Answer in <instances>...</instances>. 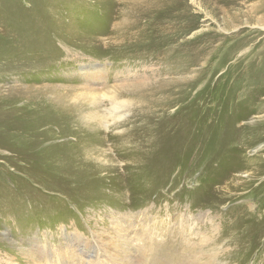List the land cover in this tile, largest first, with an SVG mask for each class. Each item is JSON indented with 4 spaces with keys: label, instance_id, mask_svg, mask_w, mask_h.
Listing matches in <instances>:
<instances>
[{
    "label": "rangeland",
    "instance_id": "obj_1",
    "mask_svg": "<svg viewBox=\"0 0 264 264\" xmlns=\"http://www.w3.org/2000/svg\"><path fill=\"white\" fill-rule=\"evenodd\" d=\"M215 5L0 0V264H264V109L220 99L264 88V22L206 63Z\"/></svg>",
    "mask_w": 264,
    "mask_h": 264
},
{
    "label": "bare ground",
    "instance_id": "obj_2",
    "mask_svg": "<svg viewBox=\"0 0 264 264\" xmlns=\"http://www.w3.org/2000/svg\"><path fill=\"white\" fill-rule=\"evenodd\" d=\"M207 1L213 2L220 9H222V11L225 13L226 17L228 14L232 13V15H233V22H231L232 24L227 23L226 25H227L228 29L231 28L232 26L237 28L234 31L233 35H231L227 39H218L217 40V42L223 41L224 42L223 44H214L213 47H211L210 49H205L204 52L202 51V53H203L202 60H204L206 63L208 62L210 64L212 59L214 58V56L222 50L223 45L225 43H227L228 41L233 40V39L236 40V41H234V46H231L232 49L230 48L231 50H229L227 53L228 57H231L235 53V51L237 50L238 46L241 47L244 44L246 45V43L248 44L253 39V38L249 39L248 36L243 37L242 36L243 32L241 30L244 28L245 25H250L253 22H258V23L264 22V0H207ZM156 30L152 29L150 34L157 33L158 31H156ZM202 53H201V55H202ZM256 56H257V54H256ZM259 64L260 65L264 64V55H261V63H259ZM234 81L237 83V85H236V87H237L241 83L242 80L238 79V80H234ZM263 94H264V88L262 90L258 91L257 93L255 92V94L252 97L248 96L245 93V91H241V93H239V91H237V89L231 88L229 91H224V92L220 93V99L222 100L221 101L222 103H225V102L230 103L231 101L232 102L236 101V99L239 100V97H241L243 95L244 98H242V101L249 102V104L257 106L259 109H264L263 108L264 105H262L263 100L261 97V95H263ZM223 97H225V98H223ZM215 104H217V103H215ZM218 104H219V99H218ZM230 106H232V105H230ZM79 251H81V250H79ZM86 252L87 251L83 252V254H86ZM103 252H104V254L101 253L100 255L89 256L91 259L90 262L87 263V262L81 261L79 264H133L132 260L126 259V255L124 256V252L117 253V254H111V253L107 254L106 249H104ZM77 257H81V256L77 255ZM64 260L70 261L71 258L70 259L64 258ZM56 264H58V263H56ZM63 264H70V263H63Z\"/></svg>",
    "mask_w": 264,
    "mask_h": 264
}]
</instances>
